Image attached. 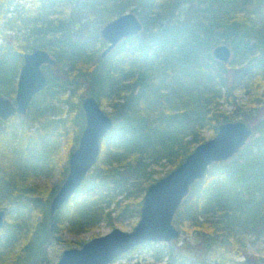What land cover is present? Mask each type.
<instances>
[{
  "label": "trees",
  "instance_id": "1",
  "mask_svg": "<svg viewBox=\"0 0 264 264\" xmlns=\"http://www.w3.org/2000/svg\"><path fill=\"white\" fill-rule=\"evenodd\" d=\"M19 1L26 2L0 0V93L13 98L23 53L42 48L56 62L49 65L52 72L44 71L47 85L34 96L25 116L0 120V210L5 211L0 264H53L60 252L49 247L70 243L65 231H87L101 221L114 228V219L138 216L144 191L159 178L147 171L148 163L167 162L166 175L195 145L213 136L219 124L237 116L252 125V143L241 148L239 159L213 163L191 185L173 219L180 233L195 229L198 241L144 243L110 264L140 248L151 251L158 264H235L239 257L240 264H263L264 257L248 254L238 236L264 231L262 164L256 174L240 171L247 159L257 162L264 151V118L257 119L264 111V0H217L218 34L233 51L227 63L212 57L217 41L213 32L206 50L195 46L209 28L205 22L210 21L213 0H191L194 4L186 7L191 16L180 24H190L189 32L197 34H190L194 51L184 66L159 57L151 61L150 53L160 47L150 35L169 25L158 17L152 30L143 28L100 55L106 46L101 23L121 15L128 2L151 9L157 0L113 1L101 10L107 11L104 18L97 6L105 0H40L33 8ZM83 10L99 13V23L90 31L83 30ZM238 90L252 95L248 103L237 101ZM87 95L100 106L108 102L113 128L100 141L98 160L81 186L54 214L51 228L49 203L83 130L81 99ZM28 115L33 123L25 122ZM163 127L166 133L159 132ZM62 142L69 146L63 159L58 154ZM61 161L54 186L41 189L28 183L37 174H52ZM71 243L80 247L84 241Z\"/></svg>",
  "mask_w": 264,
  "mask_h": 264
},
{
  "label": "water",
  "instance_id": "2",
  "mask_svg": "<svg viewBox=\"0 0 264 264\" xmlns=\"http://www.w3.org/2000/svg\"><path fill=\"white\" fill-rule=\"evenodd\" d=\"M143 29L133 12H124L100 28L106 42L101 57L108 54L121 40L137 35ZM212 57L222 63L231 59L232 51L226 44L212 48ZM13 98L0 93V119L27 113L36 94L47 85L42 65H54L56 60L42 48H35L22 55ZM85 124L75 149L67 161L68 171L49 203L50 227L53 216L68 202L93 168L100 154V141L112 130L113 120L103 111L93 96L81 100ZM253 135L249 122L229 121L218 125L213 136L194 146L184 160L166 175L150 183L142 196L139 218L130 231L118 227L95 236L80 247L67 248L53 264H110L122 254L148 242H172L180 236L173 219L191 185L204 177L213 164L235 156ZM5 211L0 210V228Z\"/></svg>",
  "mask_w": 264,
  "mask_h": 264
},
{
  "label": "rangeland",
  "instance_id": "3",
  "mask_svg": "<svg viewBox=\"0 0 264 264\" xmlns=\"http://www.w3.org/2000/svg\"><path fill=\"white\" fill-rule=\"evenodd\" d=\"M39 1L40 0H26V2L19 1L20 3L19 5L24 4L27 7L31 6V8H33L34 6L39 5ZM84 1L86 3L91 2V0H84ZM113 1L115 3H119L122 0H105L103 4H98L97 9L100 12V17L104 18L106 16L107 11L101 12V10H103L104 7L109 6L110 3H112ZM141 4L142 3L135 4L134 2H131V3L128 2V4L126 3V7L123 13L126 11L133 12L138 17V19L141 21L144 29H149V30L151 28L153 29V27H155L154 23L157 21L156 17L160 19V22L162 25L165 23H169V25L165 27L163 26L162 28H158L157 30L153 31L152 34L150 35L151 40L158 41V46L160 47L159 49L153 50L150 53L151 61L155 62L157 61L159 57V59L161 60L163 59L169 60L170 64L177 63V65H181V66L186 65V63L189 62V60L191 59L190 55L194 51L192 48L193 46L192 43H189L190 34L196 35L197 33L194 29H192V32H189V30L192 28L190 24L183 25L180 23L183 22L184 20L187 21L188 17L191 16V14L188 13V11L186 10V7L188 6V4H194V3H192L191 0H157L151 9H147ZM195 4H198V3H195ZM210 4H213L210 10V13H208V16H207V18L210 21L207 23L205 22L206 20H204L205 25L209 26V28H205V33L201 37L200 42L195 44V46L199 47L200 50H206L208 43H210V41L212 40L211 32H213L215 36H217L216 38L217 41L212 47L218 44L228 45V43H226V41L223 40L221 34H218V30H219L218 27L220 26V23H221L219 19L220 18L219 13H218V1L213 0L212 2H210ZM86 5H91V4H86ZM60 9L63 11H66V7L64 6H61ZM84 12L85 10L82 11V18H81L82 24L85 26L83 27V30L90 31V29L94 27L93 26L94 24L97 25V23H99L98 21L99 13L97 11L95 12L91 11L87 14H84ZM169 13H171V16L168 17L167 14ZM117 15L118 14L112 15L109 20L116 17ZM86 17H90L91 20H89ZM109 20L101 23L100 28L102 27V25H104ZM195 20L199 21V19H196V18ZM201 20L202 19L200 18V21ZM173 23H179V24L174 25ZM212 47H211V50H212ZM234 48H235V44H234ZM232 55H233V51H232ZM107 64L108 66H111L112 65L111 60H108ZM42 68H43V71L45 72L53 71V68L49 65H44ZM166 68H170V66ZM80 88H83V87H80ZM236 96H237V101L243 104L246 102L248 103V100L252 97V95L244 94L243 91L241 90L236 91ZM101 107L103 110H105L107 114L109 115L111 114L112 108L109 106L108 102H104ZM221 107L227 108L228 110L230 109V107L224 104H222ZM24 118L27 124L33 123L32 122L33 119H31L30 115ZM263 118H264V111L261 113L260 117H258L257 119L260 120ZM236 119L242 120V116H237ZM16 120L20 121V118H17ZM126 122L127 120L125 121V124ZM254 123L255 122L253 121L252 124ZM166 131H167V128L165 127H163L162 129H159V132L161 133H166ZM201 132L206 137L210 136L209 132H204V131H201ZM254 138L255 136L250 137V139L247 141L246 144L248 145L252 143L251 141ZM39 144H41V142ZM39 147L41 148V145H39ZM68 147L69 146H67V144H65L64 142L60 144L59 152H58L60 158L62 159L64 158V156L66 155L68 151ZM238 153L235 155L236 159H239ZM245 159H247V156H245ZM63 161L59 163L60 164L59 167L52 174H47V175L37 174L36 176H33V178L29 180L28 183H32L36 186H39L41 189L54 186L58 180V173L60 171V168L62 167V164H64ZM260 164H262V167H260V170L262 171V173H264V151H262L258 155L257 162H253L247 159L245 166L241 167L240 171H243V173L248 172L249 174L250 173L256 174L257 171L259 170ZM168 169H169V164L167 162L165 163L164 161H159L158 163L149 162L147 165V171L152 172L151 173L152 177H155V178L162 177V175L165 172H167ZM256 180L257 178H255V180H249L248 182L249 184L250 183L254 184ZM119 197L120 196H118V198ZM111 208L112 206L109 207V210ZM111 217L116 218L117 216H115V213H112ZM138 218H139V215L114 219L113 227L114 228L118 227L122 230L130 231L135 226ZM4 222H5V216H4ZM111 229L113 228L108 226L106 222L101 221L96 227L90 230H87V231L78 232V233L77 232L72 233V232L65 231L63 235L64 239L70 241V243L60 244L55 247H49V250L52 251V249L53 250L56 249L58 250V252L61 253V251L64 249L76 247L75 244L71 242H76V241L86 242L92 237L100 236V235H103L109 232ZM198 239H199V236L197 232L195 231V229H193L192 227H187L180 233V236L177 240L179 241L178 244H180L182 241H187L193 245L198 241ZM238 239H239V244L244 245L246 252L248 254H259L260 256L264 257V231L263 230H261L258 235H251L248 233L239 234ZM242 259H243L242 257L236 258L235 264H240L242 262ZM115 264H158V263H154V259L152 258L151 251L146 250L145 248H140L138 251L132 254H129L126 258L117 260Z\"/></svg>",
  "mask_w": 264,
  "mask_h": 264
},
{
  "label": "flooded vegetation",
  "instance_id": "4",
  "mask_svg": "<svg viewBox=\"0 0 264 264\" xmlns=\"http://www.w3.org/2000/svg\"><path fill=\"white\" fill-rule=\"evenodd\" d=\"M124 39H125V38H124ZM121 41H122V40H121ZM121 41H120V42H121ZM120 42H119V43H120ZM105 43H106V42H105ZM105 47H106V46H105ZM105 47H104V48H105ZM115 47H116V46H115ZM115 47H114V48H115ZM104 48H103V49H104ZM114 48H113V49H114ZM113 49H112V50H113ZM112 50H111V51H112ZM111 51H110V52H111ZM110 52H109V53H110ZM106 55H107V54H106ZM44 65H50V64H44ZM44 65H42V67H43ZM42 69H43V68H42ZM14 93H15V92H14ZM87 96H88V95H87ZM84 97H85V96H84ZM81 100H82V99H81ZM97 102H98V101H97ZM99 105H100V104H99ZM101 108H102V107H101ZM82 110H83V109H82ZM27 111H28V110H27ZM103 111L105 112V110H103ZM105 113H106V112H105ZM83 114H84V112H83ZM108 115H109V114H108ZM13 116H14V115H13ZM18 116H20V115H18ZM109 116H110V115H109ZM11 117H12V116H11ZM11 117H10V118H11ZM110 117H111V116H110ZM8 119H9V118H8ZM0 120H1V119H0ZM6 120H7V119H6ZM84 124H85V123H84ZM83 128H84V127H83ZM80 135H81V134H80ZM79 138H80V137H79ZM78 141H79V140H78ZM77 144H78V143H77Z\"/></svg>",
  "mask_w": 264,
  "mask_h": 264
}]
</instances>
